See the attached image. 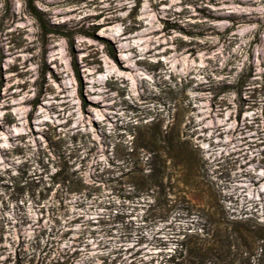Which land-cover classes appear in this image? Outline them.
Listing matches in <instances>:
<instances>
[{"label":"rangeland","instance_id":"rangeland-1","mask_svg":"<svg viewBox=\"0 0 264 264\" xmlns=\"http://www.w3.org/2000/svg\"><path fill=\"white\" fill-rule=\"evenodd\" d=\"M33 6L0 0V264H179L203 191L264 222V0ZM150 126L197 149L167 218L130 184Z\"/></svg>","mask_w":264,"mask_h":264},{"label":"trees","instance_id":"trees-1","mask_svg":"<svg viewBox=\"0 0 264 264\" xmlns=\"http://www.w3.org/2000/svg\"><path fill=\"white\" fill-rule=\"evenodd\" d=\"M31 12L39 18L34 0H25ZM45 32L48 28L42 25ZM163 136L155 126L135 137L130 184L139 194L154 195L160 205V218H167L176 209L181 194L197 192L196 147L189 140ZM143 154V156H142ZM195 188V189H194ZM186 193V194H188ZM204 195L194 204L198 219L188 232L182 233L178 244L179 264H264V222L252 217L230 213L220 200ZM176 196L175 200L170 196ZM246 215V214H244ZM14 264H25L17 259Z\"/></svg>","mask_w":264,"mask_h":264}]
</instances>
